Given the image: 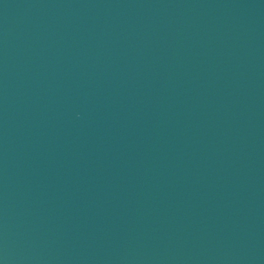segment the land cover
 <instances>
[{
	"label": "water",
	"instance_id": "obj_1",
	"mask_svg": "<svg viewBox=\"0 0 264 264\" xmlns=\"http://www.w3.org/2000/svg\"><path fill=\"white\" fill-rule=\"evenodd\" d=\"M0 264H264V0H0Z\"/></svg>",
	"mask_w": 264,
	"mask_h": 264
}]
</instances>
